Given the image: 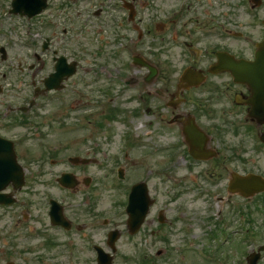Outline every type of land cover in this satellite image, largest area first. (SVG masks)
Returning a JSON list of instances; mask_svg holds the SVG:
<instances>
[{
    "label": "rangeland",
    "instance_id": "rangeland-1",
    "mask_svg": "<svg viewBox=\"0 0 264 264\" xmlns=\"http://www.w3.org/2000/svg\"><path fill=\"white\" fill-rule=\"evenodd\" d=\"M119 1L81 0L77 6L64 9L60 6L61 0H52L49 11L36 20L11 16L7 8L9 0L0 2H7L6 7L0 6V50L4 48L7 55L0 69V127L5 136L16 140V151L22 153L23 159L28 162L27 171L31 178L29 184L18 192L20 197L31 202L29 213H25L27 219L20 213H13V222L14 217H19L20 227L24 231L26 226L29 228V239L22 241L24 232L20 231L12 244L21 245L18 247L19 253L26 251L33 255L29 257H34L41 255L43 242L31 237L37 236L32 229L37 232L48 230L53 239L58 238L57 231L43 223L46 209L43 198H97L100 205L98 210L103 213L101 215L113 218L108 230L118 229L120 232L114 264H248L247 261L244 263L248 252L251 254L264 247V192L245 200L241 196L228 194L226 186H216L206 177H201L208 167L200 166L185 155L179 159V163H172L167 147L177 143L178 127L167 124L171 108L154 93L157 89H163L166 83L171 92H176L183 66L187 64L180 48L171 44V39L182 33L195 34L197 23L206 12L217 22L226 23L229 20L230 27L245 28V16L239 9L234 11L230 6L237 3L242 5L244 1L189 0L186 10L171 19L169 16L178 12V3L186 0H124L134 2L139 11L138 25L143 31L139 39L130 34L127 27L118 29L117 24L121 23L122 18L127 25L123 12L114 6ZM159 25L164 26L161 32ZM64 29L68 34L63 35ZM149 29L152 34L147 32ZM124 31L127 38L134 36L135 43L126 42L132 49L120 52L122 49L117 47L116 42ZM46 39H52V50L66 56L70 62H77L90 73L84 76L85 73H80L79 69L73 78L64 83L65 89L59 94L50 93L36 100L37 104L27 118V126H16L15 121L21 116L15 111L6 113V107L27 105L33 99V89L42 88L44 79L54 72L52 54L41 53ZM132 53L144 56L153 64L159 70L161 80L156 79L153 86L145 90L143 81L148 71L127 66ZM104 65H123L124 69L112 73L111 81H105V73L100 70ZM116 77L133 78L137 83L127 86L123 81H116ZM196 94L194 91L190 95L196 98ZM124 118L128 126L141 127L136 131L139 140L131 139L134 145L130 148L124 145L129 133L124 127ZM88 125L89 130L85 128ZM73 127L84 128L72 134L65 132ZM147 141L152 146L157 145V153L148 149ZM43 148L50 150L45 152ZM126 149L130 150L128 159ZM40 152H44V158H40ZM75 156L96 159L98 162L74 167L69 164L68 158ZM235 157L232 168L236 172L244 173L251 165L240 164V158H254L258 162L256 166L264 168V159L260 154L243 153L240 156L235 154ZM49 158L56 161L55 166L49 165ZM41 162H45V165L42 164L43 173H39ZM119 168L125 170V182L118 184L114 177ZM168 170L182 186L175 189L171 183L163 180V174ZM63 172L76 174L80 181L72 194L54 181ZM87 178L91 179L89 187L84 184ZM141 181L147 184L150 197L156 198V202L146 219L147 232L132 236L127 229L128 216L122 213L114 217L113 213L120 209L121 202L127 198L125 185L131 187ZM192 198L204 199L196 201ZM159 210H163L167 221L162 227L157 220ZM183 215L186 218L184 223L195 228L196 236H185L184 225L173 221L175 217ZM5 218L6 215L2 216L0 212V231H3L0 234V264H6L3 260L7 238L4 228L10 224V219ZM225 222L232 227L230 231L246 228L248 231L245 232L252 236L251 240L240 241L239 233L231 235L234 240L225 246L220 243L219 237L212 240L210 232L219 229V225ZM154 228L159 236L167 235L171 241L153 239L151 242L154 243H151L149 232ZM93 236L96 243L110 252L104 232ZM76 238L79 242V237ZM186 239L200 243L198 253H202L203 257L210 256L214 261H203L194 253L186 252ZM59 245L49 247L46 252V255H50L46 258H53L57 264H81L82 260L93 258V252L89 249L83 252L80 245H77L72 256H67L64 247ZM180 248L178 253L177 249ZM262 255L258 264H264V251ZM16 262L14 264H43L35 259L27 263Z\"/></svg>",
    "mask_w": 264,
    "mask_h": 264
},
{
    "label": "flooded vegetation",
    "instance_id": "flooded-vegetation-1",
    "mask_svg": "<svg viewBox=\"0 0 264 264\" xmlns=\"http://www.w3.org/2000/svg\"><path fill=\"white\" fill-rule=\"evenodd\" d=\"M240 1H244L242 5L237 3L230 6L234 11L239 9L245 16V28H237V26L232 28L229 26V20V23L217 22L206 12L197 23L195 34L182 33L184 48L180 51L196 57L195 60L187 63L186 69L198 73L201 80L198 87L178 91L177 86L176 92L173 93L169 86H165L167 83L165 85L163 83V89L154 92L158 94L161 102L164 101V104L171 108L169 120L167 119L166 122L171 127H178L176 130L182 138L181 147L187 154L190 153V148L184 131L190 128L191 124L198 126L200 136L192 138L190 142L201 144V141L205 140L203 148L210 155H214V158L208 162H198V164L208 167L204 174L216 186L228 187L230 184L231 177L236 172L232 168L235 164L232 161L236 160L235 154L238 156L243 153L260 154L264 159V0ZM119 3L121 7L119 10L124 15L126 14L123 9L128 7L133 9V15H126L127 25L122 18L121 23H118V29L127 27L130 34L136 35L138 39L141 38L143 31L138 25L140 21L137 19L139 15L137 6L134 2L127 3L124 0ZM48 4L49 11L52 0H49ZM60 6L64 9L69 8V0H65ZM147 32L152 34L151 29ZM126 42L132 44L135 43V39L134 36L127 38V32L124 31L116 42L117 47L122 49L120 52L132 49L126 45ZM158 78L161 80V77ZM148 86L153 85H145V90ZM194 91L197 92L196 98L190 95ZM147 93L151 94L150 91ZM40 154L42 155L40 158L43 157V153ZM17 157L24 169L25 181L28 185L31 179L27 171L28 162L23 159L22 153H17ZM239 162L252 165H249L250 168L246 172L240 174L256 173L264 178V168L256 166L258 164L256 159L240 158ZM44 163L41 162L39 168ZM51 164H54V161ZM41 172L42 169L39 170V173ZM55 182H57L56 178ZM13 191L10 186L8 193L12 194ZM10 199L14 200L11 206H0L1 215H6V218L10 219V224L4 228L7 237L5 250L7 263L14 264L17 263L16 261L27 263L30 259H35L43 264H57L53 258H46L50 256L46 255L49 247L60 244L59 246L62 245L66 250L67 256H72L76 252L77 245L81 246L83 252L87 250L89 243L87 236L92 238V235L98 232H104L107 238L109 236L106 232L109 222L106 220L107 216L104 217L98 210L100 205L97 198L94 200L93 198H43L44 204L43 202L42 204L46 208L43 223L49 224L52 230L57 231L58 238L53 239L48 230L43 231L44 233L40 232L43 242L42 253L39 256L29 257L33 255L25 250L24 254L18 252L20 249L18 247L21 245L12 244L14 237L20 231L24 232L22 241H28L26 228L24 231L22 226L20 227L19 217H14L13 222V213H20L24 219H27L25 213H29L31 202L20 197L18 193L15 198ZM153 199L155 206L156 199ZM52 200L58 201L62 206L68 230L61 225L52 224L49 216ZM165 222L167 223L166 220ZM192 234L194 235L193 232ZM76 236L79 237V242L76 241ZM160 240L169 242L167 236H162Z\"/></svg>",
    "mask_w": 264,
    "mask_h": 264
},
{
    "label": "water",
    "instance_id": "water-1",
    "mask_svg": "<svg viewBox=\"0 0 264 264\" xmlns=\"http://www.w3.org/2000/svg\"><path fill=\"white\" fill-rule=\"evenodd\" d=\"M46 1L47 0H15L13 2V9H14L13 11L14 13H21L22 15L23 14L28 15L31 18L42 12V10L46 7ZM62 74L63 72L60 73V75ZM58 77L59 74H55L51 76V78L47 81L48 89L53 88L54 85H52V83L57 82L58 80L55 79ZM9 157L12 160V162L15 163V156L12 151L10 152ZM253 183L255 184H252L251 182H247L245 184L241 183L242 184L241 186L240 183L236 182L235 186L237 189L241 190L242 194L245 197H250L264 190V183L258 184L259 182L256 183L254 181ZM135 191L136 194L134 196L132 194L131 198H148L147 188L145 185L143 184L140 185L139 187H137ZM143 218L144 216L140 217L138 221H142ZM254 263L255 262H252V264ZM101 264H112V258L106 254H103V256L101 257Z\"/></svg>",
    "mask_w": 264,
    "mask_h": 264
}]
</instances>
